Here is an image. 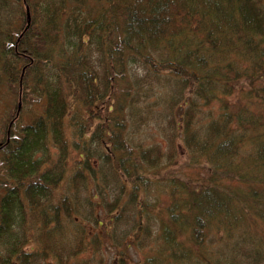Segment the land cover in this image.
Segmentation results:
<instances>
[{
	"label": "trees",
	"instance_id": "obj_1",
	"mask_svg": "<svg viewBox=\"0 0 264 264\" xmlns=\"http://www.w3.org/2000/svg\"><path fill=\"white\" fill-rule=\"evenodd\" d=\"M26 2L33 24L16 42L24 3L0 0V87L14 96L0 106V264L99 247L96 210L114 221L136 207L103 184L123 178L132 197L156 185L170 198L143 264H264V0ZM130 116L168 120L169 149L133 146ZM178 155L194 174L173 168ZM129 262L120 251L110 264Z\"/></svg>",
	"mask_w": 264,
	"mask_h": 264
},
{
	"label": "rangeland",
	"instance_id": "obj_2",
	"mask_svg": "<svg viewBox=\"0 0 264 264\" xmlns=\"http://www.w3.org/2000/svg\"><path fill=\"white\" fill-rule=\"evenodd\" d=\"M22 7L17 5L15 8L16 12H21L25 13L26 16V21H27V26L25 30L18 35L16 42H20V39L24 37V34L27 33L31 27H32V21H33V10L32 8L28 5L26 0H20ZM93 4V3H91ZM146 6V5H145ZM144 6V7H145ZM21 7V8H20ZM18 49V48H17ZM93 58L97 59L96 52L94 51L92 53ZM133 74L136 75V77H140L139 74H143V68L138 64V65H133ZM25 74V67L22 68L21 71V78H20V83L23 79V76ZM153 79V78H152ZM22 86V83H21ZM156 91V90H155ZM13 92V91H12ZM11 92V89L7 90V87L3 86L0 87V106L1 109L6 110L8 109L13 101H14V96ZM177 102V101H176ZM173 102L168 101V103L163 104L164 106H160L159 108H152V111H164L166 107L171 106ZM19 104L21 105V100L19 101ZM198 104L202 106L201 102L198 101ZM8 105H10L8 107ZM212 107L217 109V104L212 103ZM10 109V108H9ZM29 110H32L33 108L28 107ZM139 111V107L136 108ZM178 108L176 109V114H177ZM3 112V111H0ZM156 114V113H155ZM154 115V114H153ZM199 118L202 117L203 114H199ZM24 122L28 121L30 118V112L25 111L24 112ZM22 117V116H21ZM157 118V117H156ZM140 117L135 116V118L132 120L131 116L128 120V124L130 125L128 129V134L131 137V142L133 143V146H136V148H145L150 144H159L162 148V151H167L169 149V143L166 141V138L164 137L162 131L160 129L167 128L168 125V120H164L161 124L163 125L162 127H156L153 122V118L148 117L147 124L143 126L142 122L140 124H137L138 120ZM163 120V119H161ZM137 124V125H136ZM131 133L134 134V137L131 136ZM166 135H170V133H166ZM173 138H176L180 142V152L182 155H184L185 147L181 143V139L177 138L176 133L173 131L172 132ZM173 144L176 145V141L173 139ZM98 154L96 155V157ZM100 161L102 162L103 165H106L105 160L101 159V157H98ZM184 165V159L183 156H177L176 157V162L173 166L174 169H177L181 171L183 174L184 173H189V174H194L192 170L188 169H183L182 166ZM106 167V166H105ZM172 172V169H169ZM145 176L150 178V175L153 176V173L150 172H144ZM125 181V185L127 187H124V190L121 189V185H117L113 182H109L107 180L103 181V184L106 186L108 189V192L110 193L112 197L115 196L116 199H122V200H129L133 201L136 207L131 210L128 208V210H123L119 214V217L116 218L114 221H111V215L108 210L104 206H101L96 210V212H99L98 218L100 221H104V224L101 226L99 229V233L102 236L103 242L102 244L95 249L93 248H85V250H80L77 256L74 258H69V262L67 264H110L116 254H118L120 251L123 252L124 254H127V256L130 259V262L128 264H143V261L148 257L153 255L156 252L155 248V243L151 241L152 235L155 237L157 234H159L160 229L159 224L157 222L161 221L163 219L168 218V215L166 213V207L170 205V198L168 194L164 190H160V188L156 185L150 188V190L145 191V190H140L138 191V196L137 197H132L130 193L134 190V186L131 183H128L125 178H123ZM93 190V188H91ZM123 193L121 196L120 194ZM108 195V196H109ZM126 201V202H127ZM154 202V203H152ZM141 204L142 208H145L149 211V218H146L144 216L143 218L136 216L135 211L137 206ZM78 218L80 220L84 219L83 215H78ZM77 223L80 224V221L77 220ZM141 223V225L144 223L145 225L149 224V227L151 228V231L147 232L145 235L143 232H139L138 236H135L136 238H139V241L135 240L133 237V234H136V229L134 227L138 224ZM85 225V224H84ZM93 223H91L92 229H94ZM109 226L111 229L109 230ZM109 230V231H108ZM124 234H128L129 236L125 237L124 240H122L121 244L119 240L121 239V236ZM150 234L149 237L146 235ZM113 235V236H112ZM106 236V237H105ZM158 237V236H157ZM126 239V240H125ZM87 240V239H86ZM151 242V243H150ZM139 243H143L144 246L140 245ZM149 243V244H148ZM129 244L130 247L128 248ZM148 244V245H146ZM69 249L71 248V245H68ZM172 257V255H170ZM49 261V262H48ZM42 264H56V259L55 256L51 255L48 256L47 262H43Z\"/></svg>",
	"mask_w": 264,
	"mask_h": 264
},
{
	"label": "water",
	"instance_id": "obj_3",
	"mask_svg": "<svg viewBox=\"0 0 264 264\" xmlns=\"http://www.w3.org/2000/svg\"><path fill=\"white\" fill-rule=\"evenodd\" d=\"M20 105V104H19ZM21 106V105H20ZM20 106H19V109H20Z\"/></svg>",
	"mask_w": 264,
	"mask_h": 264
}]
</instances>
